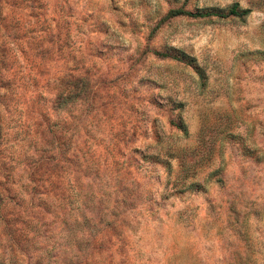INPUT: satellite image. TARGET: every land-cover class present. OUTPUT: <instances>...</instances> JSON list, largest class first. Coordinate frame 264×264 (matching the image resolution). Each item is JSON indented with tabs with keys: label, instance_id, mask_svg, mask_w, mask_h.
Returning a JSON list of instances; mask_svg holds the SVG:
<instances>
[{
	"label": "rangeland",
	"instance_id": "rangeland-1",
	"mask_svg": "<svg viewBox=\"0 0 264 264\" xmlns=\"http://www.w3.org/2000/svg\"><path fill=\"white\" fill-rule=\"evenodd\" d=\"M0 264H264V0H0Z\"/></svg>",
	"mask_w": 264,
	"mask_h": 264
},
{
	"label": "trees",
	"instance_id": "trees-1",
	"mask_svg": "<svg viewBox=\"0 0 264 264\" xmlns=\"http://www.w3.org/2000/svg\"><path fill=\"white\" fill-rule=\"evenodd\" d=\"M188 0H184L186 3ZM251 12V7H241L238 2H234L233 4L229 5L226 8H215L214 11H207V12H192L183 8V6L172 8L170 9L165 17H174V16H190V17H206V16H217L219 18H227V17H235L240 20H244L249 13ZM155 54L160 55L162 57H169L170 54L168 53H160L155 52ZM175 57V56H173ZM181 59V58H179ZM192 60V59H191ZM190 60V61H191ZM177 127L183 131L184 134L187 133L186 128L182 123L177 124Z\"/></svg>",
	"mask_w": 264,
	"mask_h": 264
}]
</instances>
